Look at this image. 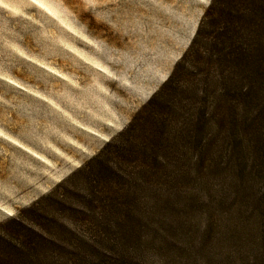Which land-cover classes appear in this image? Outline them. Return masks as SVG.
<instances>
[{"label":"rangeland","instance_id":"1","mask_svg":"<svg viewBox=\"0 0 264 264\" xmlns=\"http://www.w3.org/2000/svg\"><path fill=\"white\" fill-rule=\"evenodd\" d=\"M213 2L0 0L1 236L39 223V264H264V26L224 62L194 38ZM102 150L112 175L68 179Z\"/></svg>","mask_w":264,"mask_h":264},{"label":"trees","instance_id":"2","mask_svg":"<svg viewBox=\"0 0 264 264\" xmlns=\"http://www.w3.org/2000/svg\"><path fill=\"white\" fill-rule=\"evenodd\" d=\"M243 1L246 0H214L212 5H209L204 12L194 36V38L198 36L203 28L211 29L209 43H211L213 47L221 46V51L223 52V58L221 57V60L227 63L234 62L237 58L246 59L247 55H245V51L243 52L239 47L243 44L242 41L245 38L244 34L248 33L251 26H255L258 30H261L262 26H264V0H249L252 8H247L246 6L243 8L240 5V2L244 3ZM223 4L226 6L225 9L222 8V6H224ZM202 56L203 54L200 53L196 55V58L200 60ZM186 57L187 54H184L179 59V62L175 65L172 73L168 76L160 89L155 92L147 103L133 116L126 130L120 133L118 137L126 134L131 135L132 132L137 130L139 125L143 126L150 124V122L154 120L155 114L152 109L148 110L149 107L163 105V102H161L160 105L157 100L163 98L164 95L168 96L170 85L177 79L178 69L181 67L183 68L187 63ZM182 77L184 76L180 73L177 80L181 81L180 79ZM124 152L125 148L123 147L116 148L115 150L116 154H123ZM102 155L103 150L76 172H73L68 179L71 180L73 177L77 176L86 179L87 175L92 173L96 179H101V176H104L102 174L103 170H107L109 174L113 173L112 169L108 167V163L107 165L104 164ZM136 155L137 152H134L133 156H131V154L127 156L133 159L137 158ZM104 188L106 191L109 190L108 186L103 187V189ZM50 195L51 193L48 197ZM39 202L40 201H37L28 209V212L33 216H38L37 204H39ZM27 222H16L13 220L12 223L17 225L13 231H5V236L0 235V264L40 263L42 250L50 244V241L45 238L44 231L39 223L33 222L32 220H28ZM2 228L3 227L0 226V230Z\"/></svg>","mask_w":264,"mask_h":264}]
</instances>
